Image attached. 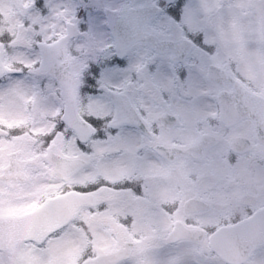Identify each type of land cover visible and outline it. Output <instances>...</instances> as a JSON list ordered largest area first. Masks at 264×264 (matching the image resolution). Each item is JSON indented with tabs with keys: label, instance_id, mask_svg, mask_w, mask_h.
I'll return each instance as SVG.
<instances>
[{
	"label": "flooded vegetation",
	"instance_id": "flooded-vegetation-1",
	"mask_svg": "<svg viewBox=\"0 0 264 264\" xmlns=\"http://www.w3.org/2000/svg\"><path fill=\"white\" fill-rule=\"evenodd\" d=\"M0 2V33L5 34L0 38V70L8 71L0 76V217H20L37 210L42 213L50 202L66 198L65 204L80 205L66 230L83 227L87 233L89 226L116 224L121 209L130 205L161 212L171 205L177 209L175 220L179 221L184 218L186 201L193 197L211 203L210 209L226 208L240 220L264 208V146L256 140L252 121L224 122L218 101L222 94L240 93L238 84L262 96L264 67L260 70V64L257 71H251L255 54L249 53L246 43L197 41L186 36L192 46L181 62L174 61L172 53L161 60L154 50L141 49L140 59L156 56L155 62L147 63V70L155 73L159 66L161 75L157 79L137 78L133 73L127 85L120 82L97 90L94 83H86L92 74L85 73L84 64L95 58L99 47L112 42L110 35L86 46H81L83 38L74 35L43 63L39 43L56 44L66 23L55 17L34 23L35 13L30 10L34 0ZM52 2L63 5L70 0ZM151 3L134 0L128 7ZM162 17L152 18L146 30L155 33L163 29ZM103 30L108 32L107 28ZM231 43L237 47L236 52ZM8 64L11 71L5 67ZM22 68L28 73L23 78L18 75ZM73 92L79 119L90 127L84 141L62 120L68 101L65 94ZM112 93L130 101L145 124V133L134 126L111 128L118 110ZM172 98L181 99L170 106L174 111L169 110ZM167 112L177 117L170 127L161 121ZM21 129H26L23 135H11ZM204 136L214 143L201 157L181 155L170 162L155 150L158 146L189 148ZM236 138L248 139V147H232ZM75 159H81L84 165L74 172H63L64 162ZM242 159L262 164L258 185L232 184V179L238 180L231 171L232 163ZM170 171L177 176L171 185ZM194 188L202 189L204 196L192 194ZM249 188L251 191H245ZM72 213L63 207L59 211L69 216ZM54 214L49 207L40 223H52ZM21 247L6 253L13 254ZM261 249L264 251V247Z\"/></svg>",
	"mask_w": 264,
	"mask_h": 264
},
{
	"label": "rangeland",
	"instance_id": "rangeland-1",
	"mask_svg": "<svg viewBox=\"0 0 264 264\" xmlns=\"http://www.w3.org/2000/svg\"><path fill=\"white\" fill-rule=\"evenodd\" d=\"M234 1H236V4L232 5ZM246 3L247 0H192V4L199 12L200 28L211 31V33L207 35L209 39H216L223 42L241 41L238 40V38L241 36L242 29L248 24L247 18H249V16L247 15L246 18V15L242 14L240 10H238L237 6L244 5ZM207 9H212L215 16L216 14L219 15V20L217 21L222 29V33L219 34L216 32V30H210L206 20L201 17L203 10H206L207 13H205V16L207 15L206 18H209L211 15V10L209 11ZM218 23L216 24V28L218 27ZM261 25L262 30H264V23H261ZM168 26L169 29L168 32L165 33V36L170 38L182 36V32L179 30L178 23L174 24L172 20H169ZM46 35L49 37V34ZM250 35H252L251 31ZM4 36V33H0V38H3ZM234 37L235 41H233ZM258 38L261 39L260 35L256 34L255 36L249 37V39H247L249 42L258 41ZM103 39L106 40V36H104ZM231 45L233 52H236L237 47L232 43ZM250 46L249 53L255 54V56L252 58V63H250V65L253 67L251 71H257V69H259L260 62H264V46L252 44H250ZM231 171L235 173H243L245 169L238 167L231 169ZM124 210H130L132 211L133 216H141L142 218L147 215L148 211L147 209H143L141 206ZM104 227L106 228L107 226ZM134 227L135 231L129 233V228L114 225L108 232H106L107 234L105 233V239L101 240L96 252L98 251L100 254L109 253L123 245V243L131 240L133 237L139 236L137 239H139L140 244L136 250V253L133 259L126 264H218L219 260L214 256L208 255V260L199 257L203 255L201 251L202 248L200 246L197 247L196 244L191 242L182 244L179 248H166L167 245L165 243V239L171 228V222L169 220L165 223H162L160 226H157L156 230H153V227L148 229L147 226H138L137 224L134 225ZM141 230L143 231V234L140 233ZM114 232L119 235L116 240L112 238ZM74 245L77 248L75 253ZM84 246L85 242L82 239L80 241L76 238L73 243L70 239H67L66 242L61 246H58L57 243L51 254H48L44 251L35 253L36 251L32 252L33 250L22 249L20 251L25 250V252H22L21 255L20 252H18L14 258L10 255L0 256V264H14L12 261H14L16 264H73V260L70 259L69 262L68 257H72L74 255L77 256ZM204 246L208 249L207 245ZM53 253L54 255L51 256ZM260 258H264L262 253L256 257L255 264H263V260H260Z\"/></svg>",
	"mask_w": 264,
	"mask_h": 264
},
{
	"label": "snow or ice",
	"instance_id": "snow-or-ice-1",
	"mask_svg": "<svg viewBox=\"0 0 264 264\" xmlns=\"http://www.w3.org/2000/svg\"><path fill=\"white\" fill-rule=\"evenodd\" d=\"M61 7H63V11H60ZM153 7L158 13H164V9L157 5H153ZM88 9H92V11H87ZM30 10L35 13L34 23L47 21L53 17L64 21L66 27H62L61 39L65 36L76 35L83 38V45L81 46H86L90 41L100 37L109 35L113 37L110 44L101 46L96 50L95 58L91 62L84 64L85 73L92 74L91 80L86 81V83H94L97 90L114 83L122 82V85H127L132 79L133 73L136 74L137 78L151 77L154 80L161 75L159 66L157 72H148L147 63L155 62L156 56L163 60L166 51L155 44L144 45L139 33L125 32L124 35L120 34V27L131 19L128 6L116 5L110 3L109 0H89V3H83V0L80 2L70 0L69 3L63 5H57L52 0L44 4H41L39 0H34ZM173 16L180 17L179 22L173 21V23L179 24L181 32L185 20L193 32L200 30L199 12L190 0L184 5L183 10H173ZM167 19L171 20L172 18L167 17ZM105 28L111 29V32L103 31ZM141 49L154 50L156 56H152L150 60L140 59ZM5 67L9 71L12 70L11 64ZM173 71H175L174 66ZM118 103V100L113 101V104Z\"/></svg>",
	"mask_w": 264,
	"mask_h": 264
},
{
	"label": "water",
	"instance_id": "water-1",
	"mask_svg": "<svg viewBox=\"0 0 264 264\" xmlns=\"http://www.w3.org/2000/svg\"><path fill=\"white\" fill-rule=\"evenodd\" d=\"M145 12L147 13L149 11L146 10ZM125 26L126 25L123 24L120 27V34L121 35H122L123 29H124ZM138 26H139V24H138ZM133 27L135 28V25H133ZM140 28H141V25H140ZM134 30L131 33H139V36H140L141 40L144 39V40H146L148 42H152L153 44L160 46V42L156 38H150V36H147V38H146V37L142 36L143 25H142L141 30H139V31H134ZM163 46L167 47L166 44L163 45ZM225 237H227V236L224 235L219 241H215L213 243L214 248H216L218 250V252L220 254H222L224 257L226 256L225 258H227L230 255V253L235 254L237 256H242V248L245 246V242L243 241L244 240L243 237H239L238 240H232V239L228 240V239H224ZM169 242H171V241H169ZM260 242H263V241H259L258 239H256L255 246L260 244ZM109 261L110 260L107 259V258H102V259H100L98 261L97 264H106Z\"/></svg>",
	"mask_w": 264,
	"mask_h": 264
},
{
	"label": "clouds",
	"instance_id": "clouds-1",
	"mask_svg": "<svg viewBox=\"0 0 264 264\" xmlns=\"http://www.w3.org/2000/svg\"><path fill=\"white\" fill-rule=\"evenodd\" d=\"M20 77H26L28 75L27 73V69L26 68H22L20 73L18 74ZM261 94H262V98H264V86H261ZM57 107H59V105H56ZM26 131V129H21L18 131H13L11 133V135H23L24 132ZM45 143L48 142L47 138L45 137ZM245 191H251V189H245ZM262 203H264V200H262ZM177 211V209L174 207L173 208V212ZM253 215H255L253 213ZM237 223H239V221H237ZM259 230L261 232H264V211H262L259 216L256 217L255 220H251L247 223H245L243 225V227L241 228V232L247 233V232H252V231H256ZM218 264H226V261H224L223 259L218 261Z\"/></svg>",
	"mask_w": 264,
	"mask_h": 264
}]
</instances>
